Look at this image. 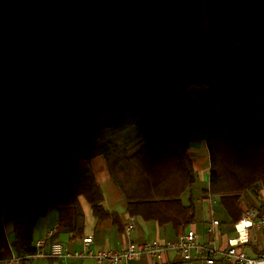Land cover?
Here are the masks:
<instances>
[{"label":"trees","instance_id":"obj_1","mask_svg":"<svg viewBox=\"0 0 264 264\" xmlns=\"http://www.w3.org/2000/svg\"><path fill=\"white\" fill-rule=\"evenodd\" d=\"M218 2L206 1L209 7ZM8 3L0 0V45ZM30 3L22 50L36 52L41 42L36 53L42 66L51 67L55 103L41 116L0 124L8 153L0 158V259L11 250L21 257L34 252L35 226L51 205L57 209L52 239L60 232L82 238L81 198L95 218L124 229L123 219L106 205L91 165L95 157L103 158L108 182L130 216L177 238L214 196L215 216L231 229L241 216L243 194L264 189V0L242 1L200 38L169 34L135 48L126 38L157 29L143 0L126 4L131 21L123 29L109 13V0ZM60 16L64 24H53ZM229 28L242 49L220 43ZM23 62L20 56L19 70ZM191 85H206L205 95L191 98ZM197 134L207 150L206 181L188 154ZM17 142H32L34 150H17ZM22 197L27 208L20 206Z\"/></svg>","mask_w":264,"mask_h":264},{"label":"crops","instance_id":"obj_2","mask_svg":"<svg viewBox=\"0 0 264 264\" xmlns=\"http://www.w3.org/2000/svg\"><path fill=\"white\" fill-rule=\"evenodd\" d=\"M40 1L45 6L51 5L50 0ZM109 1V13L112 18L115 19L117 28L123 29L131 21L130 16L128 17L127 13L125 12L126 4L129 3L130 0ZM206 1L207 0H143L144 5L150 10L151 14L157 22V29L152 34L134 35L126 38L128 45L131 48L139 47V44H142L141 37H150L149 35H153L154 40H157L158 36H161L162 39H164V37L169 34L184 36L185 38L190 40L200 38L203 35H207L213 32L220 17L231 8L239 6L244 0H219L217 4L212 5L211 7L207 6ZM102 8L105 7L102 6L101 9ZM54 13H56V11ZM4 19L5 21L7 20L8 23L10 22V15L8 14V12L5 14ZM123 19L125 20L123 21ZM56 23L63 25L64 18L60 16L59 19L53 22V24ZM122 34L123 33H121V35ZM40 43L41 42H37L35 46L36 52H40ZM23 44L24 43L22 36L19 33H14L11 36L8 46L0 48V94L6 93V95H8V92L11 90H17V92H14L17 95L23 93H32V100L35 99L36 101H32L30 99V102H36L37 104H39V106H46L47 109L44 108V110H41V113L45 114L48 111L50 104H53L54 102L53 90L50 89L53 84V76L50 73L51 67L49 65L42 66L39 63L38 54L36 52H33L32 55L34 56V62L26 66L22 65L21 69L19 70L15 59L18 56L17 54L20 53ZM41 71H43L42 74ZM192 86L193 85H191V87ZM38 89L39 91H37ZM0 99L2 100L1 97ZM33 112L35 115H38L36 109L33 110ZM8 120L9 119H7L6 121ZM199 144L201 149L200 152L195 148H190L188 150V154L192 157L196 170L198 172L200 170L201 172V177H199L203 181H206L207 176L203 177V170H205L206 168V170L208 171V165L206 164L200 169L196 167V163L200 162V164H204L203 162L199 161V159L208 160L204 141H201V143ZM6 147V144L0 141V154L4 150L6 152V154L4 155L7 156V159L8 153ZM13 147L17 150L24 149L22 146H18L17 143H14ZM1 156H3V154H1ZM44 157L45 156L42 155V159H44ZM91 165L98 182L103 188L107 207L111 211H116L118 215H120V218L123 219L124 226L125 222L131 221L134 223V230L132 231L131 235L128 236L125 234L124 229H117V227L112 224V221L110 219L99 220L95 218L91 212L90 205L85 201L84 198H81L80 205L85 216L83 236H91L93 238V249H118L122 246H125L129 240L164 242L166 240L174 239L172 233L168 229L158 227L155 224L146 223L140 217L130 216L125 212L123 203L121 202L120 194L108 182V173L102 157H95L91 161ZM22 199L26 198L22 197ZM213 205L214 204H211L209 202V199L204 200L197 222L186 229L194 230L201 243L211 244L213 240V237L208 235L206 231V228L212 217L218 219L215 216V211L213 214H211ZM56 225L57 209L54 205H51L47 211V214L37 221L33 232L34 243L37 239L44 237L50 230H55ZM5 231L8 240H11L12 226L10 223L5 224ZM258 232L262 234L264 233V231L256 230V233ZM234 235L235 231L233 225L231 229H229L227 225H220L219 222L218 233L215 241L219 247L223 248L226 246L227 239ZM51 240H58L62 243H66L71 249H80L83 246L81 238L70 240V234L64 232L58 233L55 239H49V241ZM49 241L44 248L45 252H48L49 250ZM245 250L249 255H256L257 253L264 251V234L259 239L254 238L252 242L250 231V242L246 246ZM11 254L17 255V253L13 250H11ZM164 260L165 264H200L199 261H195L193 263L183 262L172 251L165 253ZM30 262L31 264H97L95 260L90 257H70L65 260H60L52 257H34L31 258ZM155 262L156 261L154 258L141 256L140 258L131 260L127 264H155ZM0 264L7 263L2 262ZM101 264L110 263L103 262Z\"/></svg>","mask_w":264,"mask_h":264},{"label":"built area","instance_id":"obj_3","mask_svg":"<svg viewBox=\"0 0 264 264\" xmlns=\"http://www.w3.org/2000/svg\"><path fill=\"white\" fill-rule=\"evenodd\" d=\"M30 7V0H9L6 9L10 15V22L3 28L1 48L8 45L14 33H19L23 41L27 40ZM220 43L228 47L243 48L239 36L233 28H229ZM213 198L215 197H209V202L211 204L216 202ZM4 204L3 197L1 211L4 208ZM211 214H213V210H211ZM218 227L219 220L212 217L206 228L208 235L213 237L211 244L201 243L196 232L189 229L177 238L164 242L129 240L125 246L118 249L107 248L105 250L93 249V238L91 236H83L81 238L82 248L71 249L68 244L58 240L49 241L55 232V230H50L44 237L35 241V250L33 253L22 257L11 254L8 258L0 259V263L31 264L30 260L34 257H52L60 260H65L70 257H90L93 258L97 264L103 262H108L110 264H127L131 260L140 258L141 256H148L154 258L156 264H164L165 253L172 251L181 261L187 263L199 261L200 264H264V251L256 255H249L245 250L250 242V231L252 229L264 231V193L260 194L255 205L242 208L240 218L233 225L235 235L227 239L226 246L223 248L219 247L215 241ZM133 230L134 223L131 221L125 222V234L130 236ZM48 241L49 250L45 252L44 248Z\"/></svg>","mask_w":264,"mask_h":264},{"label":"rangeland","instance_id":"obj_4","mask_svg":"<svg viewBox=\"0 0 264 264\" xmlns=\"http://www.w3.org/2000/svg\"><path fill=\"white\" fill-rule=\"evenodd\" d=\"M149 36L150 37L142 36L141 37L142 44H139V46L148 47V46H151L152 44H156L157 42H159L160 39H162L161 36H158L157 40H154V38H153L154 36L153 35H149ZM24 44H25V41H24ZM24 44L21 47L20 53L17 54L18 56L15 59V61L17 62L20 54H22L21 56L23 57V60H24L23 64H24V66H26V65L31 64V63L34 62V56L32 55L33 54L32 50H34V49L32 48L30 53H27L26 51L23 52L22 49H23ZM242 71L243 72H247V69H246L245 66L242 67ZM206 90H207V86L206 85H193L192 87L190 86L188 88V91L195 97L204 96ZM37 91H39V89ZM14 92H17V90L9 91L8 95H6V93L0 94V97L2 98V100L0 99V124L5 122L7 119L12 120V119H22L24 117L25 118L26 117H28V118L29 117H35V114L33 112V110H35V109L38 112L37 116H41V115H43L41 113V110H44V108L47 109V107L44 106V105H40L39 106V104H37L36 102L35 103H31L32 101H36L35 99L32 100V97H31L32 93H23V94L17 95ZM30 92H33V91H30ZM30 99L32 100L31 102H30ZM53 101H55V100H53ZM32 108H33V110H32ZM201 136H202L201 134H197L196 135V140L193 143V146L191 147V148L197 149L199 152L201 151V149H200V144H198V143L201 140L200 139ZM17 144H18V146H22L24 149L30 148V149L34 150V146H33L32 142H17ZM1 154H3V156H1ZM1 154H0V156H1L0 158L2 160H6L7 156L4 155V154H6V152L3 150V152ZM41 160H42L41 162H42V164L44 166L48 165V162H47L45 157H44V159H42V156H41ZM199 161L203 162L204 164H200V162L196 163V167L198 169H200L201 167H203V166H205L207 164V160L206 159H204V160L199 159ZM38 164H39V161H38L37 157L34 154V156L32 158V165L33 166H37ZM198 173H199V176H200V174H201L200 170H199ZM207 174H208V171L205 168V170H203V177H206ZM256 191L255 192H250L249 191V192H245L243 194V196L241 197V199H242L241 208H244L245 206L246 207L247 206H252V205H255L257 203L260 194L264 193V189L263 188L259 189L257 191V193H256ZM213 199L217 200V197H215ZM2 201H3V197H2V194L0 192V211H1V206H2L1 203H2ZM28 204H29L28 203V199H21L20 200V206L22 208H27ZM216 206H217V204L215 202L214 205H213V213L215 211V207ZM263 234L260 233V232L256 233L255 229L251 230V241L253 242L254 238H258L259 239L260 237H262Z\"/></svg>","mask_w":264,"mask_h":264},{"label":"water","instance_id":"obj_5","mask_svg":"<svg viewBox=\"0 0 264 264\" xmlns=\"http://www.w3.org/2000/svg\"><path fill=\"white\" fill-rule=\"evenodd\" d=\"M189 96H190L191 98H197V97L193 96L190 92H189Z\"/></svg>","mask_w":264,"mask_h":264}]
</instances>
